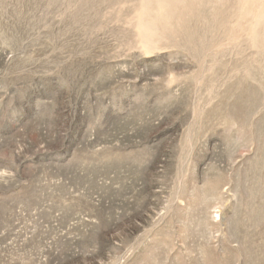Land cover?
Returning a JSON list of instances; mask_svg holds the SVG:
<instances>
[{
  "label": "rangeland",
  "instance_id": "obj_1",
  "mask_svg": "<svg viewBox=\"0 0 264 264\" xmlns=\"http://www.w3.org/2000/svg\"><path fill=\"white\" fill-rule=\"evenodd\" d=\"M0 264H264V0H0Z\"/></svg>",
  "mask_w": 264,
  "mask_h": 264
}]
</instances>
